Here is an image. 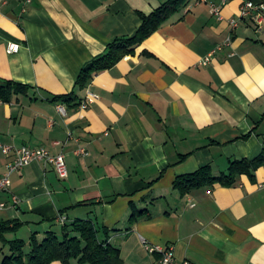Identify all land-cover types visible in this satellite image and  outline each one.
<instances>
[{
	"label": "crops",
	"instance_id": "obj_1",
	"mask_svg": "<svg viewBox=\"0 0 264 264\" xmlns=\"http://www.w3.org/2000/svg\"><path fill=\"white\" fill-rule=\"evenodd\" d=\"M165 1L0 4V79L30 86L0 100V142L62 153L68 172L60 178L51 164L33 160L9 175L0 222L20 225L4 234L7 241L24 240L20 228L28 239L60 235L80 219L120 250L121 264H158L146 244L172 246L180 264H264V165L232 186L184 195L173 188L178 175L206 164L226 172L230 160L264 147V8L258 23L255 13L241 17L243 0H186L133 53L85 86L76 82L109 43L136 33L140 13ZM9 43L18 50L7 52ZM69 93L75 101L53 100ZM88 93L98 97L81 108ZM13 157L0 150V174ZM131 206L144 214L131 220ZM5 246L0 239V253Z\"/></svg>",
	"mask_w": 264,
	"mask_h": 264
},
{
	"label": "trees",
	"instance_id": "obj_2",
	"mask_svg": "<svg viewBox=\"0 0 264 264\" xmlns=\"http://www.w3.org/2000/svg\"><path fill=\"white\" fill-rule=\"evenodd\" d=\"M186 0H166L149 14L140 13L141 24L132 36H122L109 43L105 51L92 58L81 69L76 82L81 86L102 70L113 67L124 55L134 52L135 47L150 34L156 31L163 23L178 12ZM30 86L14 80L0 79V100L9 102L13 96L26 94ZM54 101L73 102L76 100L74 93L53 96ZM184 157V156H181ZM264 165V147L261 152L251 159H233L229 161L226 172L215 174L209 164L200 166L193 172L184 173L175 177L173 188L180 195L190 190L214 183L226 186L235 185L243 174L252 177L255 170ZM145 210H138L131 206V220H137ZM20 225L17 221L0 222V239L9 245V254L2 256L0 264H50L60 261L69 264L72 260L78 263L90 264H121L120 250L100 241L95 225L87 220H75L65 223L60 235L48 231L40 240L36 234L31 235L28 245L29 250L24 251L26 242L21 239L7 241L4 234L16 231Z\"/></svg>",
	"mask_w": 264,
	"mask_h": 264
},
{
	"label": "built area",
	"instance_id": "obj_3",
	"mask_svg": "<svg viewBox=\"0 0 264 264\" xmlns=\"http://www.w3.org/2000/svg\"><path fill=\"white\" fill-rule=\"evenodd\" d=\"M24 1L25 3L30 2V0H20ZM207 1V0H203ZM226 0H222V2H225ZM7 0H0V4L6 3ZM264 8L263 3H256L254 0H243L241 6H240V15L241 17L245 18L251 13H255L254 17L255 20L259 23L263 20L262 16V9ZM220 8L218 6H215L211 4V10L212 12L217 15L218 18L222 19V16L220 15ZM232 26H236L237 22L232 19L230 21ZM230 42V38H227L225 42V46L228 45ZM19 48L18 44L15 43H9L7 47V52L11 53L14 51H17ZM222 48V47H218ZM215 52V50L210 51L208 55L205 58V63L209 60V57ZM98 96L88 93L87 97L81 101L80 107L86 108L93 100H95ZM59 110L62 112L63 108L58 107ZM0 150L5 155H8L10 152L14 154V157L9 160L6 163V170L4 173L0 174V190L6 189L9 185V175L13 171L20 170L25 165L29 164L33 160H43L53 166L56 173L60 178H65L68 174L67 167L65 164V159L62 153H58L55 155H52L48 152V150L44 148H30L28 146H20L18 148H12L8 145H4L0 142ZM146 249L149 252H158L160 255L158 264H180L176 261L173 248L172 246H159V245H151L146 244Z\"/></svg>",
	"mask_w": 264,
	"mask_h": 264
},
{
	"label": "rangeland",
	"instance_id": "obj_4",
	"mask_svg": "<svg viewBox=\"0 0 264 264\" xmlns=\"http://www.w3.org/2000/svg\"><path fill=\"white\" fill-rule=\"evenodd\" d=\"M28 230V229H27ZM26 229H22V228H20L19 229V233L17 234V237L18 238H22V239H24L25 241L24 242H26V245H25V247H24V251H28L29 250V245H28V241H29V239H28V236H29V232L27 231ZM2 246V245H1ZM6 254H9V250H8V247L7 246H5L3 249H2V252L0 253V257H2V256H4V255H6Z\"/></svg>",
	"mask_w": 264,
	"mask_h": 264
}]
</instances>
